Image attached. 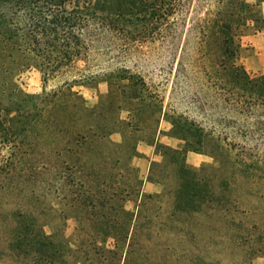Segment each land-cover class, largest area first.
Returning <instances> with one entry per match:
<instances>
[{"label": "rangeland", "instance_id": "1", "mask_svg": "<svg viewBox=\"0 0 264 264\" xmlns=\"http://www.w3.org/2000/svg\"><path fill=\"white\" fill-rule=\"evenodd\" d=\"M162 1V8H168L170 0ZM215 2L182 0L175 14L159 13L152 19L138 17L134 12L122 18L111 13L105 20L106 29H98L95 21H89L81 57L65 64L46 82L33 64L21 69L16 64L1 72V105L14 108L19 102L24 111L15 125L22 141L11 143L16 152V171L11 180L15 184L26 183L28 197L17 190L9 194L6 198L11 202L10 213L31 210L54 241L70 246L67 254L70 264L129 263L124 247H117L111 237L96 230L95 207L88 198L94 193L97 181L102 185L105 179V190L110 184L128 195L123 202L126 210L135 209V201L141 194L165 192L168 195L163 196L160 205L163 208L170 205L171 209L170 196L179 186L180 173L164 146L177 149L186 166L195 170L202 167L198 173L203 187L208 185L216 192L223 190L220 180L225 177L234 182L227 188L233 198L264 195V174L260 172L248 178L243 172H232L249 164L264 167V109L245 114L226 105L223 96L227 94L232 101L238 97V91L222 89L217 74L221 62L242 65L250 76L264 74V25L258 29L250 22L249 26L240 28L235 35L240 46L237 55L222 58L212 39L199 29L214 13ZM248 2L264 18V0ZM117 68L136 76L134 81L138 82L141 98L130 100L123 96L119 83L107 77L108 72ZM129 80H120L127 92L132 88ZM69 87L78 94L68 93ZM13 89L18 90L21 98L9 94ZM97 104L114 130L99 148L102 156L94 157L88 136L83 147L72 148L76 152L81 149L79 153L71 155L62 150L66 141L71 142V134L79 128L77 124L88 134L87 128L92 124L90 109ZM199 129L203 132L199 133ZM123 135L124 149L114 156L109 151ZM141 144L152 146L151 158L139 157ZM6 156L5 153L0 161ZM94 162L107 178L96 180L88 167ZM54 163L56 166L51 167ZM81 163L87 168L79 171ZM156 205H148V217L156 213ZM14 215L8 218L9 224L0 225V264H45L22 248L5 251L3 240L18 224ZM6 217L3 212L0 222ZM182 222L172 227L170 250L152 240L157 232L154 225L144 229L143 233L148 232L151 237L145 239L144 257L134 263L158 264L165 258L171 260L168 264H207L209 258L204 250L214 248L220 256H228L222 263L229 264L231 251L224 247L217 249L214 241L201 239L200 232H206L203 225L213 223L206 219ZM180 233H184L183 238ZM57 259L54 257L55 264ZM253 263L264 264V257H255Z\"/></svg>", "mask_w": 264, "mask_h": 264}, {"label": "trees", "instance_id": "2", "mask_svg": "<svg viewBox=\"0 0 264 264\" xmlns=\"http://www.w3.org/2000/svg\"><path fill=\"white\" fill-rule=\"evenodd\" d=\"M181 1L170 0L169 7L163 9L162 0H0V74L11 68L12 65L17 64L21 69V67L25 68L33 64L42 74L43 82H46L65 64L81 57L86 41L85 28L89 21L92 23L95 21L98 29H106L105 20L111 13L122 18L128 12H134L138 17L150 19L159 13L163 15L175 14ZM215 1V11L209 18H206L205 24L200 26V32L202 31L212 39L213 45L220 52L222 58L235 57L240 47L235 40L237 31L242 27L249 26L250 22L260 29L264 25V18L259 16L248 0ZM33 59L38 62L34 64ZM220 65L217 74L221 80L222 89L226 92L233 88L238 91V97L236 96L232 101L225 94L223 102L238 112H245V114L257 113L264 109V74L250 76L242 65L235 63L226 65L221 62ZM108 76L119 83L123 96L130 100L142 97L141 90L137 87L138 82L134 81L136 76L129 74L126 69L117 68L108 72ZM125 78H129L131 81L132 88L129 92L125 91V85L120 83V80ZM90 79L93 78L90 77ZM107 81H109L108 78ZM75 82L82 83L77 80ZM68 89V93L78 94L77 91L71 90V87ZM9 94L21 98L18 90H10ZM250 101L255 103L251 105ZM12 111L15 113L12 114ZM90 114L92 124L87 128L88 134L85 135L84 130L80 128L82 126L77 124L79 128L74 131V134H71L72 144L66 141L62 150L71 155L79 153L81 149L76 152L72 148L80 145L83 147L88 136L92 142L94 157L102 156L99 148L114 130L103 117L104 111L101 105L97 104L92 107ZM23 116L24 111L19 102L15 104L14 108L2 106L0 103V158L5 153L7 155L0 161V215L5 212L7 216L3 220L1 219V226L2 224L5 226L10 221L8 218L15 214V212L10 213L11 202L6 197L16 190L19 193L24 192V195L28 197L26 183L20 181L15 184L11 180L16 171L15 146H11V143L17 139L22 141V138H18V134L15 132V125ZM24 123L25 120H23ZM50 126L53 127L54 123L52 122ZM198 132L203 131L199 129ZM125 139L126 137L123 135L122 140L115 144L109 152L118 156L124 149ZM75 142L76 145L73 144ZM164 147L165 152L170 154L180 173L179 186L177 185L176 190L170 196L172 199L171 209L170 205L168 208H163L160 205L163 196L168 195L165 192L141 194L135 201V209L133 211L126 210L123 202L128 195L123 194L118 186L114 188V185L110 184L106 185L107 189L105 190L106 181L102 178V185L99 184L100 181H97L98 185L94 186V193L90 194L91 196L88 198L95 207L96 230L111 237L117 247H124L128 264H135L136 260L145 255L147 248L145 239L148 240L151 235L148 232L143 233L144 229L148 230L154 225L157 232L155 236H152L154 238L152 240L158 246L164 245L166 250H170L173 245L172 227L175 225L174 223L179 221L183 224L182 220L187 221L188 219H191V222L206 219L213 223L211 226L203 225L206 232H198L203 233L201 239L208 240V242L214 241L217 249L224 247L231 251L229 264H254L255 257H264V195L249 194L247 197L233 198L227 188L229 190L234 182H229L225 177L220 180L223 190L216 192L208 185L203 187L201 186L203 180L198 173L202 167L195 170L186 166L183 155L177 149ZM55 153L58 154L57 150ZM55 166L56 163L51 164V167ZM88 167L96 180L108 177L107 174L101 173L98 163L94 162ZM78 168L80 171L87 166L81 163ZM238 171L243 172V176L249 178L250 176L255 177L260 172L264 174V167L249 164L243 169L232 170V172ZM19 174H22L20 170ZM32 193L30 191V194ZM253 199L256 202H253ZM38 200L39 198L36 199V201ZM81 202L84 203L83 200ZM150 204H155L158 207L152 217L146 215V209ZM14 216H16L18 224L14 232L11 228L12 234L3 240L5 251H12L11 248L17 247L18 249L22 248L27 255L44 261L45 264H55L54 257L58 258L57 264H70L67 257L68 251L71 249L70 246L63 241H54L43 230L44 223L38 217H34L31 210H18ZM195 226L198 224L195 223ZM180 236L183 238L184 233H180ZM197 236L200 237L198 234ZM204 255L209 258L205 262L207 264H223L222 262L228 257L226 254H222L223 257L220 256V253L214 248L207 252L204 250ZM168 263H171V260H165V258L158 262V264Z\"/></svg>", "mask_w": 264, "mask_h": 264}, {"label": "crops", "instance_id": "3", "mask_svg": "<svg viewBox=\"0 0 264 264\" xmlns=\"http://www.w3.org/2000/svg\"><path fill=\"white\" fill-rule=\"evenodd\" d=\"M138 151H139V157L140 156L142 157V155H143V157L145 156V157L151 158V156L154 154L152 146H147V145H142V144L138 146ZM188 155H190V154L188 153ZM139 157H138V159H139Z\"/></svg>", "mask_w": 264, "mask_h": 264}]
</instances>
